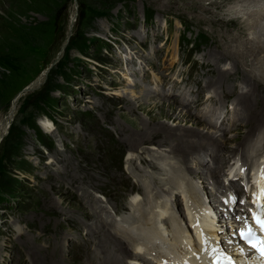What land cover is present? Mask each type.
Wrapping results in <instances>:
<instances>
[{
	"label": "rangeland",
	"instance_id": "obj_1",
	"mask_svg": "<svg viewBox=\"0 0 264 264\" xmlns=\"http://www.w3.org/2000/svg\"><path fill=\"white\" fill-rule=\"evenodd\" d=\"M234 1L0 0V127L18 99L0 139V264H100L107 259L99 253L105 244L101 240H107L97 236L104 212L113 213L108 220L113 232L119 225L130 226L124 222L128 216L150 209L153 205L144 202L149 197L166 191L169 204L178 196L183 200L164 180L183 172L178 156H184L174 147L182 141H169L170 133L160 131L145 142L142 120L151 116L128 109L129 100L136 103L141 96L149 98L147 103L161 99L175 104L170 115L161 110L151 115L184 135V144L201 146L198 155L183 158L193 171L187 181L201 195L203 168L223 172L219 178L224 192L213 186L203 198L219 210V218L228 220L223 212L230 210L220 208L217 198L235 196V203L240 202L244 181H238L239 171L254 178L264 169V50L248 46L254 36L249 35L246 15H227ZM4 8L22 28L5 16ZM74 11L77 18L71 26ZM244 52L248 57L242 59ZM252 52L258 53L256 58ZM222 73L227 75L219 82ZM42 74L38 87L23 92ZM250 91L261 114L255 119L263 120L255 130L247 122L254 111L246 114L239 99ZM206 97L214 102L204 103ZM181 111L191 115L188 122L178 119ZM34 123L41 138L32 129ZM193 126L199 135L189 131ZM205 135L208 143L197 140ZM217 139L224 140L219 151ZM255 147H262L260 153L252 151ZM231 150L237 154L229 157ZM160 156L177 165L175 173L139 167L140 159L157 161ZM134 167L139 169L135 172ZM149 174L154 176L145 180ZM124 176L131 185L115 180ZM140 178L151 187L141 195ZM182 211L179 205L172 213L181 217ZM219 233L230 232L224 228ZM129 251L130 264H137L134 258L140 253Z\"/></svg>",
	"mask_w": 264,
	"mask_h": 264
},
{
	"label": "bare ground",
	"instance_id": "obj_2",
	"mask_svg": "<svg viewBox=\"0 0 264 264\" xmlns=\"http://www.w3.org/2000/svg\"><path fill=\"white\" fill-rule=\"evenodd\" d=\"M2 1H5V4H6V1H9V0H2ZM232 4H233V5H231L232 7H230V9H229L231 11H229L227 14L228 16L240 17L241 15H244V16L246 15L248 17V18L246 17L247 18L246 20H247V23H248L249 28H250L249 35L252 37L254 36V38H252V40H248V43H249L248 46L251 44V45H253V47L254 46L257 47V51H258V48H260L261 50H264V39H262V38H264V1L261 2L259 0L256 2V0H235L234 2H232ZM9 10L10 9L4 8L2 10V12L5 14V16L9 15L10 20L17 22L21 26L20 28H22L23 25L18 21V18L17 19L15 18L16 16L13 17V19H11V17L14 15V13H12V11L10 12ZM76 18H77L76 12L74 11L73 14L71 15V21H70L71 26L74 25ZM246 20H245V22H246ZM241 22L243 23V21H240V23ZM251 48L252 47H250V49ZM250 49H247V50H250ZM263 52L264 51H262V53ZM245 55L247 56V54H245V52H244L240 58L244 59ZM256 55H255V53H253L251 56L254 57ZM174 56L176 59L177 53L174 54ZM174 56H173V58H174ZM254 58H256V57H254ZM225 75H227V73L226 74H224V73L220 74L218 77V79H220V80H218V79L217 80L220 82L221 79L222 80L225 79V78H223V76H225ZM43 79H44V75L42 74L31 85H29L28 88L34 89L35 87H38L42 83ZM258 82L259 81H257V83ZM241 94L242 95H240V97L239 96L238 97H239V99H242L245 102L244 108L246 109V114L250 113V111L251 112L254 111V113L252 112V114L247 116V122L251 126V129L255 130L256 127L262 125L261 123L263 121L261 119V121L259 122L258 120L255 119V117H257V115L260 114V113L258 114V112H257V109L259 107L256 109L251 102V98L254 99L255 96H253V91H250L247 93H241ZM233 96H235V95L233 94L231 97H233ZM147 99H149L147 96H141L139 98V100L136 102L137 104L135 102L130 101V100L128 102V105H129L128 109H129L130 113L134 114V112L136 111V108H137L138 110H140V109L145 110V113L147 114V116H149V115L151 116V117H149L148 121L142 120V124L145 125L144 130H146L144 132L145 142L156 139L157 136L159 135L158 133H160V131H162V132L164 131L165 133H170L169 134V136H170L169 141H175V140L180 141V142L182 141L181 144L174 145V147H176L175 148L176 152L181 153L184 157H187V158H189L190 156L195 157V155H198L200 153L201 146L189 147L190 144H187V143L184 144L183 143L184 135L175 134L174 132L171 131V128L169 127L168 124L162 123L158 117L151 115V114H154L155 110L165 111L167 113V115H170L176 111L175 104H171V102H169L167 100H161V99H159V101L155 100V101H151V102L147 103ZM17 100H15L12 104L11 112H10V118H8L3 123L1 122L2 124L0 127V139L3 137V135H5L7 133L8 127H10V120L14 117L15 109H16V105H17ZM211 101L214 102V100L211 97H206V99H204V103L210 104ZM200 102H201V99L198 100L196 103L199 104ZM213 102H211V104ZM215 113H217V112L213 111L212 115H215ZM190 116L191 115L189 114V112L184 114L181 111L180 113H178V119H180V121L183 120L184 122H188V118ZM210 120L207 119L208 122H210ZM156 124H158V125L156 126ZM43 126H44L45 130L51 132L49 130V127H47V125H45V122H44ZM214 126H215V124H214ZM158 128H160L161 130H158ZM189 131L191 133L195 132L194 134H198V135L200 134V130L195 128L194 126H193V128L189 129ZM192 135L193 134H191V137H192ZM193 137H194V135H193ZM197 138H198V136H197ZM197 138H195V139H197ZM197 140L202 141V142H207V140H208L207 135H205L204 137L201 136ZM212 140H213V137H212L211 141ZM217 140L220 141V144H221V142H224L223 139H217ZM211 141H210V145H211V143H213ZM160 144H161L160 147L166 146V143H160ZM130 146L136 147V145H130ZM223 147H224V144L223 145L221 144V147H217L218 150H216V151L223 149ZM212 149H214V148H212ZM261 150H262V147H255L252 151L255 153H260ZM145 153L148 155L151 154L148 152H145ZM234 154H237V153L234 152ZM234 154H233L232 150L230 153H228L229 157L231 155H234ZM244 154H245V151H244ZM152 156H154V154H152ZM178 157H180V160H181V165H182L181 169L183 170V172L181 174H183V175H181L180 171H179V172H176V174H175L176 177L174 175H172L173 176L172 178L168 177V178H164V180L165 179L169 180L168 184H170L169 186H173L174 192H175V190L181 192V194L183 195V200H181V197L178 196L176 198V201L178 203L175 201L176 203H174L173 205L169 204L168 203V200H169L168 194H166L167 193L166 191H164L162 194L158 193L157 195L153 196L152 199H150V197H149L144 202L147 203V206L153 205L150 209H148V210L147 209H144V210L141 209L142 211L137 216H134V215L128 216V218L124 219V222H125V224H130V226H127L128 227L127 228L121 224L122 226L119 225L120 229L118 226V229L117 228L114 229L113 232H111L110 229L108 228L110 226H113V223H111L112 225L109 223L110 226L108 224V220L110 219V221H111V217H112L113 213L109 210L104 212L105 214L104 213L103 214L106 216L105 220H104V225H102L103 223L100 224V226H101L100 227V233L97 234V236L104 237L107 240V243L104 240H101V242H103L105 244L100 246L101 249H99L100 250V252H99L100 257L103 258L102 256H105V257H107V259L105 258L106 259L105 260L103 258L102 259L103 261L102 262L100 261V264H130L131 262L129 261V259H130V251L129 250H131V252L138 251V253H140V254H137V256H139L140 258H137V256H136V258H134L135 261L136 260L138 261L137 264H180L179 262H181L182 264H212L213 260L215 258H220V259H222V261H226L230 257H235L236 261L239 263L242 261L243 257H241V255H240L241 251L239 250V247H235L234 244H231L229 242L230 235H232V233H227L225 235L219 233L221 231H224V228L228 229V232H232V231H229V228H228V220H232V218H233V217H230L231 213L229 211L223 212V215L228 220H224V219L219 218V216L217 215V212L219 210H215V208L211 204L208 205L206 200L203 198V197H205V196L207 197V195H209L210 188H212L213 186H218V188L221 189L222 192H224V189H222L221 185H220L221 184L220 180H222V179L219 178V174H222L223 172L219 171V172L215 173L216 171L211 172L207 168H203V170L201 171V175H200L201 177L200 178L203 179V184L205 183L204 184L205 189L202 190L203 194L201 195V193L199 192V191H201L200 188L197 185L195 186V184L187 181L189 176H193V171L191 169L186 168L187 166H185V160L183 159L184 157L183 158L181 156H178ZM158 159L159 160H157V161L154 159L149 160L146 157L143 158L142 160L140 159L139 167L143 168L144 166L148 165L149 168L152 170H159L158 167H161L160 172H162L165 168H168V170H165L166 171L165 173H161L162 175H168L170 173L169 170L176 169L174 167H176L177 165L173 166L169 160H167V159L164 160L163 156H160V158L158 157ZM168 164H170V165H168ZM162 167H164V168H162ZM134 168H135V172H136V170L139 169L138 167H134ZM241 171H243V170H241ZM262 171H264V169H260L259 175L256 177H254L252 175L254 178L250 177L244 171L243 172L239 171V173L237 174L238 181L239 182H240V180L244 181V183H246V184H248L252 181L256 182V180L259 177H261ZM119 173L116 172L115 177L119 176L118 175ZM178 173L180 175H177ZM171 174H172V172H171ZM228 175H229L230 181L232 180L235 182V180H237L236 177L232 176L231 171ZM153 176H154L153 174H149V175H147L145 180H147L148 177H153ZM121 177H123V176H121ZM208 177H211L212 180H208ZM124 178H125V180L116 179V178H115V180H117L118 183L121 182V184H123L124 186H126L128 183H129V185H131L130 182L128 181L130 178L125 177V176H124ZM158 180L160 181L161 179H158ZM205 180H206V182H204ZM140 181L143 183L141 184V186L139 185L140 190H138L137 193L141 195V194H144L145 190H149L151 187H149V185L145 184L143 179L140 178ZM76 184H77V182H76ZM168 184L162 183V189L165 188L166 190H169L170 187L168 186ZM260 184H261V182H260ZM154 186H156V185H154ZM218 188H217L218 191L215 190L216 193H219ZM198 189H199V191H198ZM87 190H88V188H87ZM207 191L209 192L208 194L206 193ZM89 194H90V192H89ZM222 196H224V195H222ZM221 199L222 198L219 197L216 200V202L218 203L217 205H220V208L224 209L228 206L227 209H229V207L232 206V202H231L232 199L228 200L227 197L224 201H222ZM114 201H117V200H114ZM225 201H229V203L226 204ZM238 203H239V200L236 204L235 203L234 204L238 206L239 205ZM86 204H88V203H86ZM90 204H88V205H90ZM179 205L183 206V211L180 212L182 214L181 217H178V215L175 216V214L172 213V212H175V210L178 208ZM172 207H173V209H172ZM213 211L216 212V215L212 214ZM102 212H103V210H102ZM75 226H78V225H75ZM222 226H224V227H222ZM114 228H115V226H114ZM239 229L240 228L237 227L236 229H231V230H237L238 231ZM120 232L124 233V236H118V234H120ZM121 235H123V234H121ZM192 238H195L197 240L196 247H190V245L193 241ZM106 248L109 250H107ZM220 250H223V251H220ZM106 252H108L107 255L105 254ZM132 263H134V262H132Z\"/></svg>",
	"mask_w": 264,
	"mask_h": 264
},
{
	"label": "snow or ice",
	"instance_id": "obj_3",
	"mask_svg": "<svg viewBox=\"0 0 264 264\" xmlns=\"http://www.w3.org/2000/svg\"><path fill=\"white\" fill-rule=\"evenodd\" d=\"M258 200H264V171L261 173V184H260V196L258 197ZM233 204L236 202V197H232ZM225 203H229V201H225ZM258 207L264 208V204H259ZM251 219L255 222L256 228L260 230V232H264V214H253ZM241 239H243L245 242H250V247L257 250L261 257H264V241L259 242H252L257 240L256 232L251 224L247 225L246 230L241 231ZM223 251V250H220ZM216 264H222L221 260L218 259Z\"/></svg>",
	"mask_w": 264,
	"mask_h": 264
},
{
	"label": "trees",
	"instance_id": "obj_4",
	"mask_svg": "<svg viewBox=\"0 0 264 264\" xmlns=\"http://www.w3.org/2000/svg\"><path fill=\"white\" fill-rule=\"evenodd\" d=\"M190 43V41H188ZM193 47H195L198 44V40H195V42H192ZM32 129L35 131V133L38 134V136H40V138L42 137V132L40 130V128L34 123V126L32 127Z\"/></svg>",
	"mask_w": 264,
	"mask_h": 264
},
{
	"label": "water",
	"instance_id": "obj_5",
	"mask_svg": "<svg viewBox=\"0 0 264 264\" xmlns=\"http://www.w3.org/2000/svg\"><path fill=\"white\" fill-rule=\"evenodd\" d=\"M30 90H32V89L31 88H27L23 92H27V91H30Z\"/></svg>",
	"mask_w": 264,
	"mask_h": 264
}]
</instances>
